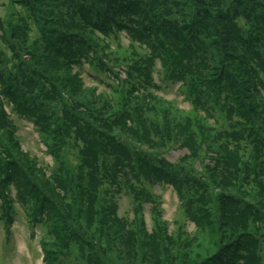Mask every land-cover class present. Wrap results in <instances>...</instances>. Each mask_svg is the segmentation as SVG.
Segmentation results:
<instances>
[{"label":"rangeland","instance_id":"obj_1","mask_svg":"<svg viewBox=\"0 0 264 264\" xmlns=\"http://www.w3.org/2000/svg\"><path fill=\"white\" fill-rule=\"evenodd\" d=\"M41 1L38 16L45 17L39 7L51 19L62 12L65 20L47 24L63 23L71 36L66 42L48 27V50L52 40L62 46L51 85L29 74L31 66L0 58V207L7 210V197L18 209L6 242L0 228V264H203L218 253L221 264L254 262L231 250L247 247L249 231L264 241V197L247 188L264 142L256 148L253 132H238L235 118H254L264 102V0ZM21 7L0 0V19L19 24ZM115 45H127L122 51L135 55L129 62L137 59L128 81L123 64L112 63L117 51L106 53ZM193 108L233 128L232 144L242 141L250 161L216 164L229 148L193 122ZM92 159L107 173L97 180ZM73 230L86 243L77 245Z\"/></svg>","mask_w":264,"mask_h":264},{"label":"trees","instance_id":"obj_2","mask_svg":"<svg viewBox=\"0 0 264 264\" xmlns=\"http://www.w3.org/2000/svg\"><path fill=\"white\" fill-rule=\"evenodd\" d=\"M20 1H21V5L23 6V7H21V9H23L25 11V14L22 16L21 15L16 16L17 20L20 23L17 25L11 23L14 26V29L12 28V26H10L11 25L10 20L4 19V21H3V19H0V58L5 57L8 60H10L12 63L13 62H19L20 65L24 64L25 67L31 66L32 68H30L28 71L29 74L33 73V76L36 77L37 80L39 82L43 83L44 85H51V81H50V79H51V67H56V68L59 67V65L54 66L55 59L53 57V54L55 52L61 53L62 52V46L59 43L52 40V45L48 50L47 44H48V42L51 41V38L48 35V34H50L48 27L53 28V31H55V33H59V34H60V32L63 33L66 42L70 39L71 34L69 33V31L67 30V28L64 26L63 23H59L61 25V27L63 28V30L61 31V27H57V26L52 27V23L47 24L46 18L53 20V23H54V21L62 22L63 20H65L66 17L62 14V12L57 13L56 16H54V13H51L53 15V19H51V18H49L48 14L46 12H44L40 7H39V9H40L39 12L43 13V15L45 17L41 18L40 16H38L37 10H36L37 5H35V4L37 2L40 6L42 4L41 0H9V3L15 4L17 2L20 3ZM97 6H98V8L96 11L99 12L101 7L99 5H97ZM234 8L235 9L238 8L237 4L234 6ZM50 12H53V11L51 10ZM224 13H219L217 16H216V13H213L214 16L218 17V23L219 24H220V22H222V23L225 22L223 20V18H225ZM28 20H31L32 23L34 24V26L37 28V34L34 38H32L30 36V31H29L30 25H29ZM92 22L95 23L96 20H92ZM7 25L10 27H8ZM220 25H222V24H220ZM220 25H217V27ZM21 26H23L24 30H25V33L22 37L17 36L14 31L11 32L12 30H21ZM117 27L123 28V26H121V24H119ZM221 27H223V26H221ZM229 32L230 31L223 34L221 36V39H223V38L226 39L225 37L228 36L227 34H229ZM8 33H10V34H8ZM11 33H13L15 35H13V37H12ZM118 37H119V35L116 36V38H118ZM126 46L127 45H125V46L121 45V48L117 45L112 46L111 48H108V50H106V53L107 54L110 53L112 56L113 50L117 51V53L114 54V60L115 61H112V63L116 62L115 65H117V66L120 65V63L123 64V67L126 68V71L124 70V73H126V79L128 81L129 78H131V74L133 77V75L136 73L134 65L137 63V59L135 61L129 62L130 60L128 57L129 56L134 57L135 55L132 53H128L127 51L124 53L122 51V47H126ZM37 47L42 48L40 52L38 51ZM24 50H25V54L27 56L26 60H24L23 56H21L19 53V52H23ZM8 53H10L9 56H8ZM136 53H138V52H136ZM225 53L228 54L227 51ZM58 59H60V58H58ZM41 60H43L47 63L48 62H51V63L47 64L45 67H43L39 63ZM108 70L111 71L113 74H116V72L114 70H111V68H108ZM164 75H165V73L163 74V76ZM151 76H152V74H151ZM151 80H152V78H151ZM131 81H132V79H131ZM168 83H173V82L168 81ZM148 88L151 90V87H148ZM3 99H4V96H1L2 103H3ZM260 101H261V104L258 106V114L255 113L254 118H252L248 115H245V113H242V112H240L241 114L239 113V115H238L239 118H235L236 119V129L238 130V132H239L240 128H242L244 130H248L250 133L253 132L252 137L248 141L254 143L256 145V148L261 147V145L264 142V138L261 135L262 126L264 125V102H263L261 97H260ZM241 104L243 105V100H242ZM193 112H194V113H192L193 114L192 120H194L193 122L197 121V123H200L204 127L205 130H208V133L212 136V138L215 140V142L220 141V146L225 145L226 147L229 148V149L225 150L222 154L216 155V157H215V163L216 164H218L220 166L225 165L227 162H229L232 159H241L243 161H250L248 159V157L250 156V152L247 151L245 148H241L244 146V143L242 141L240 143V141L237 140V141H235L236 143L233 142V144H232L233 139H231V138L233 137L234 132H235V130L233 128L228 129V128L222 127V124L219 120H217L216 123L214 122L215 119H214V121H209V119H206L204 116L199 115L194 110V108H193ZM224 115L227 116L225 113H224ZM257 116H259V118ZM189 121H190V119L187 122H189ZM241 133L245 134L242 131H241ZM215 136H218V138L215 139ZM14 138L18 139V136H16V137L14 136ZM243 138L247 139L246 136H244ZM201 144H203L202 141H201L200 145ZM65 145H66V141H65ZM102 147L104 149H108V148H106L105 145ZM124 151L125 150H122V152H124ZM237 152H239L240 155H238ZM96 153H97V151H96ZM254 160H255V163L249 165V166H251V171H253L250 176L254 177L253 178L254 181H251L247 188L249 190L252 189V194H254L255 196L257 194V196L264 197V159L262 160L261 165L256 163V162H258V157L254 158ZM91 161L93 163H95V160L92 159ZM10 162H11V164H13L14 160L10 159ZM215 163H214V165H215ZM240 165L243 166L241 162H240ZM26 166L27 167L25 170L27 171V168H29V174L33 175L34 173L31 172L30 166L28 164H26ZM91 166H92V168H91L92 172L89 173L91 178H95L97 180V179H99L98 176L100 174L106 173L105 171H103L102 169L99 168L101 165L98 166L95 163ZM116 179H117V177H115V178L114 177L111 178V176L108 177V180H110L112 183H114ZM58 182L60 184L59 180H58ZM111 182H110V185L112 187L113 192L119 191L120 189L118 187V184L116 185V182H115L114 186L115 185L116 186L114 188L113 184ZM33 184H34L35 188H37L36 181H33ZM143 184L146 185V187H147V185H150L149 183H145L144 180H143ZM34 195L36 196L37 194H34ZM89 197L90 196H88V198ZM48 199H50V198H48ZM89 200H90V198H89ZM3 202L7 204L8 208H7V210H4V209H1V207H0V226H1L0 228L2 230L1 231L2 232V242H6V240L11 236L10 235L11 234L10 225L14 221L13 217H14L15 211L17 213L18 209H16V207L13 205V201L7 197L4 198ZM41 204H43V203H41ZM248 205L249 204H247V203L245 204V209L250 208V206H248ZM65 208H67V207H65ZM60 209H62V208L55 207V208H53V211L54 212L57 211V213H58ZM81 209L85 213V217L91 215L90 213H88V209H85V208H81ZM249 214H250L251 219H252L253 211L250 210ZM59 218H60V216H59ZM59 218H56V220L58 222H59ZM60 220L62 221V223L67 228H69V227L71 228L72 222L69 218H63V216H62L60 218ZM256 221L257 220H254L253 222L255 223L256 231H258V227H257L258 223H256ZM249 232L250 233H248V234L252 239L247 243V247L245 248V247L241 246L240 250L233 247V249L231 251L234 253L233 254L234 257H241V254L239 251L244 250L248 253L250 260L254 261V262H250V264L251 263L252 264H258V262L260 261V257L261 256L264 257V241H260V239H258V237H256L254 233H252L251 231H249ZM71 233H73V239H76L77 245H80L79 242L81 244L86 243V241L79 236V234H78V232H76V230H73ZM219 233L221 235L225 234V232H223V233L219 232ZM220 234L214 233V235L216 236L215 237L216 240L222 239V241H224L225 243H230L231 241H233V239H232V240H230V242H226L225 240L227 238H224ZM260 235H263V234H258V236H260ZM233 238H235V240L237 242H239L237 240L236 236ZM64 240L66 242H68V239H64ZM224 246L225 245H221L220 248H223ZM228 248H230V247H228ZM255 251H257L258 255L255 253ZM218 252H219V250H218ZM221 255H225V254H221V253L219 254L218 253L215 256H211V258H208V260H206L203 264H205V263L206 264H221L220 261H222L224 263V258ZM194 264H198V263H194Z\"/></svg>","mask_w":264,"mask_h":264}]
</instances>
